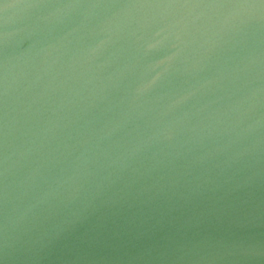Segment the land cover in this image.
<instances>
[{
  "label": "water",
  "instance_id": "1",
  "mask_svg": "<svg viewBox=\"0 0 264 264\" xmlns=\"http://www.w3.org/2000/svg\"><path fill=\"white\" fill-rule=\"evenodd\" d=\"M0 264H264V0H0Z\"/></svg>",
  "mask_w": 264,
  "mask_h": 264
}]
</instances>
